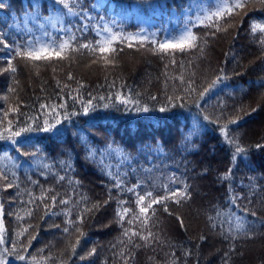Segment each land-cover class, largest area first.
Listing matches in <instances>:
<instances>
[{"label":"trees","instance_id":"obj_1","mask_svg":"<svg viewBox=\"0 0 264 264\" xmlns=\"http://www.w3.org/2000/svg\"><path fill=\"white\" fill-rule=\"evenodd\" d=\"M0 3L9 45L39 34L41 24L56 37L80 28L79 42L95 45L100 17L115 18L125 34L156 32L157 15L181 16L191 0L156 9L139 0H79L75 10L93 19L62 23L43 19L55 16L53 0H40L39 20L36 0ZM244 5L210 26L196 24L197 40L184 51L161 53L150 38L32 62L0 45V131L9 121L13 131L33 119L51 122L56 112L62 121L59 134L31 133V145L17 137L19 152L0 140V157L5 150L11 157L0 159L4 264H264V0ZM164 38L160 31L157 41ZM144 105L147 113L136 111ZM137 185L140 195L160 199L146 213L140 207L149 198L138 204L126 190Z\"/></svg>","mask_w":264,"mask_h":264},{"label":"snow or ice","instance_id":"obj_2","mask_svg":"<svg viewBox=\"0 0 264 264\" xmlns=\"http://www.w3.org/2000/svg\"><path fill=\"white\" fill-rule=\"evenodd\" d=\"M139 2L142 5H145L148 8L152 9L164 6V0H159V2H154V0H139ZM78 3L79 0H72L71 3L66 2V0H53V11L55 13V16L49 15L43 17V19L48 20L50 22L55 19L56 23H62V18L67 16L80 17L82 20L85 21L93 19V17L83 11V9H81L80 11L75 10ZM57 5H62L63 7H57ZM244 6V0H215V10L213 11L212 8L199 4L196 2V0H191V3H187L186 5L182 6V18L176 20L178 24H182V27L179 29V32L173 34L170 33L166 28L161 29L160 31H163L165 38L159 41H157L156 37L160 34V31L148 32L147 29H141V31L138 33L125 34L122 30H120L123 27L122 23L118 22L115 18L106 20L104 17H100L99 19L101 23H98L95 27L96 35L100 37V39L95 42V45L89 43H80L76 32H80L81 29L77 28L76 32H73L71 30L72 26L58 29V31L63 32L64 34L61 37L53 36L48 31H44L40 37H36L33 39H25L23 44L13 43L12 45H9L4 41L5 33L0 32V45H2L3 48H9L14 53V57H21L27 61L32 62L50 61L53 57L61 58L62 54L66 53V50L75 51L79 48L90 49L91 51L99 54H106L116 51V49L112 47V44L115 41H120L121 43H123L137 40L142 42L145 40H149L150 38L151 42L156 45L157 49L161 53H169L177 50L184 51L186 48L193 47L195 41L197 40L196 35L192 32V28L196 26V24L203 23L205 24V26H210L213 17L219 18L224 15L225 11L230 13L233 9H239ZM0 7H4V5L0 3ZM34 7L37 10L35 13L32 14V18L39 20L41 17L40 7H42V5H40V0H36V4H34ZM93 7L95 8L97 7V5H93ZM40 27L43 28L44 25L41 24ZM53 27H55V24H53ZM258 27L259 25H253L252 30L255 32ZM82 28L84 30H87L88 24L84 23L82 25ZM28 31H31V29H28ZM45 37H47V39H45ZM261 43L264 44V38L261 39ZM128 46L131 47V43H129ZM103 59L107 61V56H103ZM9 67L13 73L16 71L15 67H11V64H9ZM7 70L8 69H5V71ZM219 80L220 77H217V80L214 81L213 84H215ZM207 91L208 89H205L204 92L200 94L201 97ZM118 98L121 100L122 103L125 104L132 102L126 98ZM100 99H103V97H101ZM176 99L178 100L179 98ZM169 102H172L171 97H169ZM90 106L91 101L89 100L87 102V105L84 107L85 113L88 112ZM41 107L47 108L48 106L42 105ZM60 107H63V105H61ZM105 107H108V105L106 104ZM165 110L166 109L164 107L160 108L161 112H164ZM52 111H55V106H53ZM136 111L147 113L149 111V108L144 105L137 107ZM60 115L61 114L59 112H56L55 115L52 117L51 122L47 118L43 119L40 123H36L35 119L31 120V122L25 121L22 126L18 125L15 131L12 130V124L11 121H9L8 126L4 128L3 131H0V140L9 141L14 146L13 150L19 152L21 144L17 143L16 138L21 137L22 134H24V140L22 141L23 145H31L30 134L34 132H51L54 135L59 134L60 129L57 127V125L62 122L60 119ZM69 118L70 114L65 111L63 113V119L67 120ZM33 124H36V126L33 127ZM225 136H227L226 132ZM231 142L232 141H229V143ZM88 152L91 158L94 154L91 149H88ZM241 152H243V149L237 145L236 154H239ZM36 154L37 153L35 152L31 153V155L33 156H35ZM110 154L115 157V152H112ZM24 155L29 154L24 153ZM5 158L11 159V157L7 156L6 150L5 156L0 157V159ZM2 175L3 173L0 172V176ZM4 178L7 179L6 176H4ZM61 179H63V177H61ZM7 186L12 187V184L9 183ZM115 186L120 187L119 179L116 180ZM136 187H139V185L133 188H128L126 190L134 192L136 194L138 204H143L145 199L149 198L148 204L146 206L140 207L141 213H146L148 211V208H150L152 204L160 202V199L153 197L151 192H146L144 195H140L138 192H136ZM51 199L52 203L54 204L55 196H53ZM61 203H67V201L62 200ZM119 203L123 205L124 203H126V201H121ZM0 208H2V205H0ZM123 211L126 213L128 209L124 208ZM117 216L119 219H123L119 211L117 213ZM80 219L82 220V217H80ZM210 219L212 218L210 217ZM213 226L215 227V225ZM235 227L236 229H241L243 227V221L240 220L239 217H237V223ZM65 231H67V228L65 229ZM92 251L94 252L95 249H93ZM18 258L24 259L23 256H19ZM0 264H4L2 252H0Z\"/></svg>","mask_w":264,"mask_h":264},{"label":"rangeland","instance_id":"obj_3","mask_svg":"<svg viewBox=\"0 0 264 264\" xmlns=\"http://www.w3.org/2000/svg\"><path fill=\"white\" fill-rule=\"evenodd\" d=\"M215 2V1H214ZM204 6H206V5H204ZM207 7H209V8H212V10H215V3L213 4L212 2H210V3H208L207 4ZM177 14V13H176ZM167 15H168V18H170L171 16H172V14H168L167 13ZM175 22H176V20H175ZM170 33H173V34H176L175 32H174V30H173V28H171V27H167L166 28ZM41 31V33H39V34H35V35H32V36H30L29 37V39H33V38H36V37H40L41 35H42V33L44 32V31H47L44 27L42 28V30H40ZM49 33H51L50 31H48ZM179 32V30L177 31V33ZM45 39H47V37H45ZM0 211H1V209H0ZM0 215H1V213H0Z\"/></svg>","mask_w":264,"mask_h":264}]
</instances>
